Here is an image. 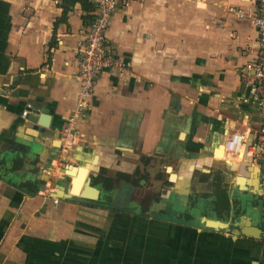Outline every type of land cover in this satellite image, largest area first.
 <instances>
[{"label":"crops","instance_id":"crops-1","mask_svg":"<svg viewBox=\"0 0 264 264\" xmlns=\"http://www.w3.org/2000/svg\"><path fill=\"white\" fill-rule=\"evenodd\" d=\"M254 9L255 0L119 5L108 39L129 69L104 72L70 124L93 5L76 3L63 20V0H0V264H261L258 171L247 157L215 156L233 133L260 126L240 77L259 52ZM220 164L235 176L222 182V218ZM82 169L92 187L74 191Z\"/></svg>","mask_w":264,"mask_h":264},{"label":"built area","instance_id":"built-area-1","mask_svg":"<svg viewBox=\"0 0 264 264\" xmlns=\"http://www.w3.org/2000/svg\"><path fill=\"white\" fill-rule=\"evenodd\" d=\"M130 1L89 0L94 7V19L86 32L85 43L77 53L78 78L81 90L79 109L75 111L70 124L90 109L92 98L104 72L124 74L129 69L126 61L109 43L108 31L113 14L118 10L119 5H126ZM233 12L240 19L247 16L243 10L235 9ZM251 16L258 32L259 52L255 61L241 71L240 77L251 98L256 101L260 126L256 130L233 133L228 140L226 150L238 156L244 154V157L250 159L252 167L258 171L264 223V0H255V9ZM31 110L32 105H28L23 116L28 117ZM251 137L252 143L249 144ZM58 199L59 197L55 196V203H58ZM261 242L263 247L261 264H264V225Z\"/></svg>","mask_w":264,"mask_h":264},{"label":"trees","instance_id":"trees-1","mask_svg":"<svg viewBox=\"0 0 264 264\" xmlns=\"http://www.w3.org/2000/svg\"><path fill=\"white\" fill-rule=\"evenodd\" d=\"M76 3H81L85 11H88L91 9V5L89 4L88 0H63V9H64L63 20H65L69 12V9L72 6H74ZM225 186L226 185H223L222 181L220 180L218 181L216 185L215 209L217 211V216L219 218H222V215L224 212L229 214L230 208H231L230 200L228 197L227 186L226 187ZM87 188H89V186H87ZM84 194L86 197L97 198L94 195H89L88 193L86 194L85 191H84Z\"/></svg>","mask_w":264,"mask_h":264},{"label":"bare ground","instance_id":"bare-ground-1","mask_svg":"<svg viewBox=\"0 0 264 264\" xmlns=\"http://www.w3.org/2000/svg\"><path fill=\"white\" fill-rule=\"evenodd\" d=\"M226 146L225 147H222V148H220L217 152H216V158H218V159H227V160H229V159H231V160H235V159H240V161L242 160V159H245L246 160V158L244 157V154H242V155H240V156H238V155H236L235 153H233V152H228L227 150H226ZM239 161V162H240ZM247 161V160H246ZM251 166V165H250ZM246 168V167H245ZM71 176H74V175H76V173H75V171L73 172V173H69ZM87 174H88V171L86 170V169H82L81 171H80V174L78 175V176H76V179L73 181L74 182V185H75V188H74V185H73V189H74V191H79L80 189H81V187H85L86 186V184H87ZM87 177V178H86ZM255 180V179H254ZM84 183V184H83ZM63 187V186H62ZM63 189L65 190V187H63ZM245 217H247V216H245ZM243 221V220H242ZM218 223V221L217 220H210L209 222H208V225L209 226H211V227H215V228H217L216 226H214L212 223ZM259 230V229H258ZM259 233H260V231H259Z\"/></svg>","mask_w":264,"mask_h":264},{"label":"rangeland","instance_id":"rangeland-1","mask_svg":"<svg viewBox=\"0 0 264 264\" xmlns=\"http://www.w3.org/2000/svg\"><path fill=\"white\" fill-rule=\"evenodd\" d=\"M225 167H227L226 166V164H223V165H221L220 164V166H217L216 167V172H214L213 174H215V175H218L220 178H221V181L223 182V183H225L227 186L228 185H230L233 181H234V179H235V176H234V173L233 172H231L230 170H226V168ZM83 189H84V187H83ZM83 189H81V191L83 190ZM87 190H90V187L89 188H87L86 189V191ZM73 193H75L74 195H79V194H81L82 192H74V191H72ZM72 193V194H73ZM84 196V195H83ZM86 197V196H85ZM89 198H91V197H89ZM106 199V198H105ZM108 200V199H107ZM206 211H207V213H208V215H214V206H213V204H212V200H208V202H207V206H206ZM219 222V221H218ZM212 223V222H211ZM213 225H217V223H212Z\"/></svg>","mask_w":264,"mask_h":264},{"label":"water","instance_id":"water-1","mask_svg":"<svg viewBox=\"0 0 264 264\" xmlns=\"http://www.w3.org/2000/svg\"><path fill=\"white\" fill-rule=\"evenodd\" d=\"M33 113L34 114H38V111L37 110H33ZM43 114H44V116L43 117H41V120H40V122H39V125L41 126V127H47L48 125H49V116H47L48 115V113H47V111H44L43 112ZM43 129V128H42ZM42 129H40V130H42ZM78 168L76 167V166H74V165H68L67 166V169H66V174L67 175H70L69 173H73L74 171H76ZM88 182V184L92 187V185H91V178L89 177L88 178V180H87ZM61 189L62 190H64L63 189V187H61ZM60 192H61V195H59V193H54L55 194V196H57V197H66V195H65V193L64 192H62L61 190H60ZM210 220H208V222H209ZM259 231L260 232H262L260 229H259Z\"/></svg>","mask_w":264,"mask_h":264}]
</instances>
